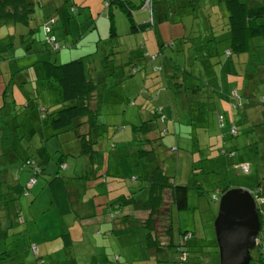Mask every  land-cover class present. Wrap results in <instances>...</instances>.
Listing matches in <instances>:
<instances>
[{"label":"rangeland","instance_id":"rangeland-1","mask_svg":"<svg viewBox=\"0 0 264 264\" xmlns=\"http://www.w3.org/2000/svg\"><path fill=\"white\" fill-rule=\"evenodd\" d=\"M33 1L34 13L28 26L0 27V198L16 206L7 208L3 203L5 208H0V217L4 222L9 208L13 214L16 208L21 213V218L15 215L12 222L14 225L20 223L18 226L11 228L12 223H3L0 249L8 251L10 256L0 264H152L154 259L157 264H174L177 255L172 250L154 253L148 249L139 218L132 216L125 227L110 226L108 210H103L107 208V191L110 198L120 191L127 195V187H133L132 183L136 186L132 197L145 201L149 196L150 177L157 166L176 184L191 185L188 209H172L171 225L174 244L179 231L188 230L196 235L189 244L190 258L194 259L199 254L196 253L199 251V237L215 239L213 219L218 202L210 201V197L213 194L220 196L219 192L224 189L254 190L259 185L264 189V107L254 103L264 96V47L252 50L250 55L228 57L223 44L229 40L222 33L217 38V47L210 41H204L205 27L200 23L201 17H208L203 13L212 14L217 7L216 0L208 2L206 10L201 7L195 14L187 13V16L179 11L178 0H150L149 4L154 6V25L149 26L150 10L143 7L137 14L133 13L136 21L141 17L147 18L146 23L137 21L140 28L137 34L130 33L125 14L115 4L112 3L109 9L106 7V2L112 0ZM129 1L142 7L146 0ZM159 10L166 18L162 23L158 22ZM171 11H174L173 16H169ZM112 21L116 36L110 32ZM160 26L166 29L161 39ZM31 29L33 34H30ZM48 29L52 30L51 39H57L62 46L58 52L39 42ZM10 32L16 36V40H11L13 45L3 39ZM134 35L139 39L131 37ZM183 35L191 37L192 45L182 43L181 52L179 38ZM147 36H156L160 42L166 39L165 44L169 46L172 41L176 45L163 48L160 63L158 60L150 61L148 56L152 57L150 53L158 52L159 47L155 42L149 44L147 39L144 43L148 46L144 48L142 39ZM20 39L39 53L35 51L36 54L27 55ZM191 46H195L197 52ZM214 47L218 56L214 54ZM204 52L213 57L205 58ZM196 55L202 59L192 60ZM77 59L84 62L89 79L96 84L91 104L96 124L86 127L84 132L82 128L76 131L86 133L95 142L92 157L80 156L81 142L75 131L56 133L48 126L45 117L52 108L46 99H56L58 92L46 91L41 83L35 81L39 77L34 71L40 68V62L51 61L60 65ZM244 59L247 60L245 63ZM14 60H17L18 67L25 68V80H30L23 88L26 94L17 84L9 85V75L13 71L8 72L7 64L13 68ZM155 66H160L162 71L154 73ZM155 76L157 84L156 80L152 81ZM222 76H226V84L230 85L224 84ZM21 81L16 77L10 82ZM178 81L184 87L174 88ZM209 82L211 88L207 86L204 89ZM193 87L201 89L197 95L190 91ZM210 89L213 92L207 96L206 90ZM233 89L240 94L247 91L253 104L233 110L231 102L223 99L229 98L228 93ZM155 108L161 117L155 116ZM218 114L224 118L223 128L219 127ZM143 123L154 129L153 140L147 141L145 134L134 130ZM232 125L239 129L238 136L229 135ZM192 134L194 138L190 139ZM206 141L214 143V149L209 148ZM174 147L179 150L171 153L170 149ZM195 148L199 150L193 157ZM219 148L236 150L237 155L233 159L224 156L206 159L210 151L214 150L216 155ZM41 149L44 159L40 154H34ZM139 150H151L155 158H139ZM10 155L18 159L27 156L42 159L46 170H53L51 174L47 171L45 174L59 173L69 178L71 181L67 185L76 191L70 201L76 213L60 216L52 207L49 190L45 188V176L39 177L36 184L31 183L30 192L26 190L22 196L12 188L7 191V196H1L6 187L4 180L10 181L14 176L18 184L25 186L31 178L25 166L12 160ZM61 158L68 162L67 172L64 171L66 168L60 170L57 165ZM240 160L250 163L249 174H243L232 165ZM113 178L122 182L117 184ZM209 207L213 210V219L208 217ZM126 212L122 210V213ZM161 226L162 222L157 230ZM23 228L35 238L34 242L30 241L37 246L36 251L21 238ZM164 229L158 231V235L162 236ZM261 233L264 234V218ZM66 234L71 240L67 246L62 237ZM56 236L58 238L53 239ZM166 239L163 237L161 241ZM44 240L48 242L38 244Z\"/></svg>","mask_w":264,"mask_h":264},{"label":"trees","instance_id":"trees-1","mask_svg":"<svg viewBox=\"0 0 264 264\" xmlns=\"http://www.w3.org/2000/svg\"><path fill=\"white\" fill-rule=\"evenodd\" d=\"M208 2L214 3L213 0H178V8L180 12H183L182 15L187 16V13L188 15H193L196 12H198L197 9H200L201 7H203V9L206 10L207 8L206 5ZM112 3L115 4L125 14V17L130 25V33L133 34L135 32H138L137 24L133 17V13L142 7L134 6V4H132L129 0H112L110 3L106 2V7L109 9ZM216 5H217L216 9L212 12L211 15L209 13H203V15L207 14L208 17L205 18L204 16L201 17L203 18V20H201L200 23L202 24L203 27H205V31L203 32L204 41H210L213 43V45H216L217 47V42H218L217 38L219 34L220 35L223 34V37L229 40L227 50L223 49L228 57H231L232 55H236L237 57L243 54L250 55L252 50H256L264 47V0H216ZM151 10H152V17L154 19L155 14H154L153 5H151ZM33 13H34L33 0H0V27L6 25H16V24L28 26L30 20H32ZM173 15H174V11H171L169 16H173ZM106 17L111 18L108 15ZM114 26L115 25L112 21L110 25V32L112 36H116ZM33 31L34 30L31 29L30 34H33L34 33ZM50 34H52V30L50 29H48V31L45 30L44 31L45 37L42 41L39 42H41V45L49 46L51 51L53 50L55 52H58L62 46L57 39H53V38L51 39L52 36H50ZM7 37L9 41L8 43L13 45L11 40L14 41L16 39L15 36L10 32V35H7ZM258 39H261L263 43ZM179 41H181L179 42L181 43L179 45L181 52H183V50H181L183 49L182 43H188L192 45L191 37L187 35L181 36L179 38ZM260 42L262 43V45H259ZM21 43H23V47L25 48L27 55L36 54V52L39 53V50H33L32 45L26 44L23 39H21ZM175 45L176 44L173 41L172 44L169 46L168 43L165 44L158 40L159 53L153 59L152 57H149L147 55L148 59L150 61L158 60L160 63L161 58L163 57L162 56L163 48L164 47L173 48L175 47ZM190 45H189V49H190ZM216 47H214V50L216 51V53L214 54H217L218 56V51ZM192 48L194 51H196L195 46H193ZM41 51L44 52V50ZM142 55L144 56V53ZM202 55H204L205 58L213 57L211 56L210 53H205V52ZM188 59H192V57H188ZM200 59L202 58H200L199 55L198 56L196 55L192 60L199 61ZM185 60L187 61V57H185ZM246 61L247 60L244 59V63ZM193 66H194V62H193ZM161 71L162 69L160 66H155L154 73H159ZM34 72L36 73L37 77H39L35 81H38L40 79V81H42L41 84L44 90L49 92H54V91L58 92V96L56 97V99L55 98L49 100L46 99V102L49 103V107L52 108V111L50 113L48 112L45 117L47 118L48 126L56 133L57 131L61 132L63 130L75 131L76 137L81 142L80 156L92 157V155L95 153L93 149L95 142H93L90 138H88L86 136V133L82 134L76 132L77 129L79 130L80 128H82V132H84V129L86 127L91 128V126L96 124L95 110H93L91 105L93 95L96 91V84L94 83V80L89 79L84 62L81 59H77L67 63L56 65L55 62L43 61L40 62V68L38 69L36 68ZM184 73L193 76L191 73H189V71L184 70ZM21 75H24V72H22V70L15 72L14 74H12L10 81L14 80V78L16 77H20ZM154 79L156 80V84H157L158 82L156 76L154 77ZM10 81H9V85L17 84V87L21 89L22 93L26 94L27 91L25 92L23 88L29 83L28 81L24 80V78L21 81V83H15ZM209 84H211V82H209L204 87V89L207 86L211 88ZM181 86L184 87V84L178 81L175 83L174 88L180 89ZM212 89L206 90L205 94L208 96L211 92H213ZM186 90L189 89L186 88ZM200 90L201 89H199L198 87L197 88L193 87V89H190V91L194 95H197ZM230 97L233 99V101L231 102V107L233 110H237L239 108L241 109L243 106L252 103V101H250L249 103V99H247V97L245 96L242 97L238 92V90L236 91L235 95L234 94L230 95ZM205 99L209 100L208 97H206ZM238 103L240 104L239 106H237ZM254 103L257 105H262L264 107V96H262L260 101L258 102L254 101ZM154 111L156 117H161L160 112H157L156 108L154 109ZM263 112H264V108H263ZM217 118L218 120L220 118V120L218 121L219 127L223 128V121H224L223 116L218 114ZM258 123L259 122L255 124ZM258 126L259 125L251 126V127H258ZM231 129H234V133L231 132ZM134 130L145 134L147 136V141H151L154 139L153 137H150V135L152 136V131L154 129L151 128L150 125L147 123H143L142 126L134 127ZM228 133L231 137L238 136L239 129L236 126L232 125V127L229 128ZM198 134H196V136ZM160 136L159 138H161ZM191 136L192 137L190 139L194 138V134H192ZM207 144L209 148L214 149L215 147L214 143L208 141ZM256 144L257 143H254V145ZM198 148L197 149L195 148L196 151L192 155L193 157L196 156V152L199 150ZM252 148L256 149V147H252ZM177 150H179V148L174 147L170 149V152L173 153ZM35 152L36 153L34 154H36L37 156H39L38 154H40L41 158L42 155H45L43 149H41L40 152L38 151ZM213 152L214 150L210 151V153L206 155V159L212 160L215 159L216 156L217 157L224 156L227 157V159H233L237 155L236 150H232V149L225 150L219 148L218 151L216 149V155H214ZM10 157H12V160H17L21 162V164H23V166H25V168L31 173V178L29 179L28 185L26 184L25 186L22 184H18L19 182L16 180L14 176H11L10 181L4 180L6 183V187L2 191L3 193L1 196H7V191L10 188H12L13 192L18 191V194L19 195L21 194L22 196L26 190L27 192L28 191L30 192L29 186L31 183L36 184L37 179L39 177L42 178L43 176H45L44 180L47 179L45 180L46 182L45 188L49 190L52 207H54V209L60 214V216H66L72 213H76V211H73L74 210L72 209L73 205L70 202L71 199L73 200L74 196L76 195V191L71 189L69 185H67L68 182L71 181L69 178L62 176L59 173L52 175L45 174L46 171L44 170V167L40 162L41 160L35 159L36 157L27 156L25 159L24 158L18 159L15 155H10ZM138 157L148 158L149 160H153L155 158V155L151 150L150 151L139 150ZM57 165L59 166L60 170L68 168V162L64 161L62 158L59 159ZM232 165L234 166V168L239 169V171H241L243 174L250 173L251 170L250 163L246 161L240 160L238 162H234ZM243 165H247L248 171L246 173H244L241 170ZM221 168H223V164ZM106 178H109L107 174H106ZM112 181L116 182L117 184L119 182H122L118 178H113ZM132 185L133 187H127L128 188V190H126L127 195H125L122 191H120L117 192L114 197L110 198L109 193L107 191L108 194L106 198L107 208H103V210L106 209L108 210L110 226L122 225L125 227L129 224L128 222L131 220L132 216L142 214L144 218H139V223L141 227L144 228V232L146 234L147 247L150 251H153L154 253H159L161 251L172 250L177 255V257L174 260V264H218L217 263L219 261L218 248L215 239L212 240V239H208V237H203V238L199 237L200 240L197 246V248H199V251L196 252L199 254L198 256H195L194 259L190 258V252H189L190 251L189 244L192 240L196 238V235H194L193 232L188 230L179 231L177 242L174 244V242L172 241L173 231L171 225V210L174 209L176 211H183L188 209L187 197L191 185L176 184L169 176L165 174L163 169L159 166H157L152 172L148 187L149 196L145 201H137L132 197V195L134 194V189H136V186H134L135 184L132 183ZM193 186L196 187L197 185H193ZM140 188L142 187H139V189ZM226 191L227 189L220 191L219 192L220 196ZM248 191L251 192V195L255 200L257 206V212L261 223V229L257 237L256 247L253 251L250 252L251 260L249 264L252 263L264 264V234L261 233L262 221L264 218V189L259 185L254 190H248ZM220 196L217 194H213L210 197V201L218 202ZM8 201H4V200L2 201L0 198V208L2 209L5 208L2 205L3 203L6 204L7 208L9 206L16 207L15 204L10 205ZM112 202L113 204H115V207H113ZM206 205H208V203ZM126 208H132V210L130 209L131 210L130 213L132 215L127 216L124 213H122V210L124 209L125 211ZM209 208L210 209H208V217L213 219L214 218L213 210H211V207ZM15 215L18 218H21V213L17 210V208L14 210V214L9 208V211L6 213L4 222H6L7 225L8 223L14 222ZM93 216H95V214ZM128 219L130 220L127 221ZM4 222L0 217V233L2 232L1 228L5 226L3 225ZM22 222L25 224V219H23ZM160 222H162V226L159 230H157ZM19 224L20 223H18V225ZM18 225L17 224L14 225L12 223L11 228ZM162 228L165 229L163 231V235L160 236L158 235V231H161ZM21 234L23 233L21 232ZM62 237L64 239L65 246L71 243L70 236L68 234L63 235ZM163 237L167 238L165 242L164 240L161 241V238ZM25 238L27 245H31L34 249L37 248V246L32 243L34 242L33 236L27 233ZM30 240H32V242ZM9 256L10 255L8 254V251H2L0 249V262L4 261ZM151 263L157 264L158 261L154 259Z\"/></svg>","mask_w":264,"mask_h":264},{"label":"water","instance_id":"water-1","mask_svg":"<svg viewBox=\"0 0 264 264\" xmlns=\"http://www.w3.org/2000/svg\"><path fill=\"white\" fill-rule=\"evenodd\" d=\"M213 229L218 264H249L261 229L251 192L244 188L224 192L218 201Z\"/></svg>","mask_w":264,"mask_h":264},{"label":"crops","instance_id":"crops-1","mask_svg":"<svg viewBox=\"0 0 264 264\" xmlns=\"http://www.w3.org/2000/svg\"><path fill=\"white\" fill-rule=\"evenodd\" d=\"M142 10V8H140V9H138V10H136L135 11V13L137 14V12L138 11H141ZM158 14H159V16H158V22L160 23H162L163 21H165L166 20V18L164 17V15L162 14V12L159 10V12H158ZM133 17H134V15H133ZM145 19H146V21H147V18H145V17H141V18H139V20H137V21H139V22H141V21H144L145 23H146V21H145ZM168 20V19H167ZM173 20V19H172ZM136 21V20H135ZM137 21H136V24H137V28H138V32H135L134 34H137V33H139V31H140V28H139V26H138V23H137ZM143 22V23H144ZM148 28V27H147ZM149 29V28H148ZM159 29H160V37H159V39H161L162 37H163V32L166 30L165 29V26H163V27H159ZM173 30H172V28L170 27V33H172V36H171V38H173L174 37V35H173V32H172ZM15 36V35H14ZM131 37H133V38H137V36L136 35H134V36H131ZM15 38H16V36H15ZM6 42H9L8 41V37L6 36V37H4L3 38ZM137 39H139V38H137ZM149 40V44H151V43H153V42H155L157 45H158V38L156 37V36H147L146 37V39L145 38H143L142 39V45H143V47L145 48V46H148L146 43H144V42H146V40ZM16 40V39H15ZM164 40H166V39H164ZM162 41V43H165V41ZM20 42H21V39H20ZM167 44V43H166ZM228 45V42H226V43H224L223 44V46H224V49L225 50H227V46ZM159 47V46H158ZM146 52V51H145ZM144 52V53H145ZM157 53H159V52H157V50H155V51H153V52H151L150 53V56L151 55H153L154 56V58L156 57V55H157ZM146 54V53H145ZM39 61V60H38ZM11 62V61H10ZM146 64H147V60H146ZM8 65V69H9V73L11 72L12 73V71H13V74L15 73V72H17V71H20V70H22V72H24V75H21L20 76V78H21V80H23V78H24V80H25V76H27V73H25V68H22L21 66L20 67H18V64H17V60H14V67L13 68H11L10 66H9V64H7ZM32 65H35V64H32ZM31 65V66H32ZM11 75L12 74H10L9 75V78L11 77ZM23 77V78H22ZM231 77V76H230ZM221 78H223V80H224V84H226V81H225V78H226V76H222ZM153 80H155V79H152V81ZM26 81H30L29 79H27ZM31 82H32V80H31ZM37 83H42V81H40V79L37 81ZM236 84V83H235ZM226 85H230V83H228V84H226ZM154 86V85H153ZM155 86H156V84H155ZM234 88H236V86H234ZM31 89H33V88H31ZM236 89H233V91L232 92H229L228 93V95H229V98H225V97H223V99H227L226 101L228 102V103H230V102H232L233 101V99L230 97V95H233L234 93H236ZM242 97H247V99H249V96H248V93H247V91H246V93L245 92H242L241 94H240ZM249 103H250V100H249ZM243 120V119H242ZM229 124V123H228ZM150 137H152L151 135H150ZM44 157H45V155H42V158L44 159ZM41 163H42V165H43V167H44V170L45 171H47L46 169H47V166L44 164V160H42L41 159V161H40ZM4 163V162H3ZM64 170V169H63ZM69 169L68 168H66L64 171H68ZM49 174H51L52 172H53V170L52 171H47ZM20 181V180H19ZM248 190V189H247ZM206 206H208V205H206ZM132 210V208H126L125 209V211H127L126 213H124L125 215H131V213H130V211ZM138 213V212H137ZM134 217H138V218H144V216H142V214H140V215H134ZM130 219H128L127 221H129ZM108 222L110 221L109 219L107 220ZM23 234H22V238H25L26 237V234H27V231L26 230H24L23 229ZM56 238H58L57 236L56 237H54L53 239H56ZM33 240H35V238H33ZM24 241L26 242V238L24 239ZM48 241L47 240H44V241H42V242H40V243H38V244H43V243H47Z\"/></svg>","mask_w":264,"mask_h":264},{"label":"built area","instance_id":"built-area-1","mask_svg":"<svg viewBox=\"0 0 264 264\" xmlns=\"http://www.w3.org/2000/svg\"><path fill=\"white\" fill-rule=\"evenodd\" d=\"M149 3H150V0H146V1L144 2V4H143L142 8L144 7V8H148V9L150 10V15H151V17H150V19H149L148 24H149L150 27H153V25H154V19H153V17H152L151 4H149ZM149 26H148V28H149ZM46 31H48V30H46ZM153 58H154V56H152V59H153ZM234 95H235V93H234ZM239 105H240V104L238 103L237 106H239ZM219 120H220V118H219ZM231 132L234 133V129H231ZM241 170H242L244 173H246V172L248 171L247 165H243ZM34 251H36V249H34Z\"/></svg>","mask_w":264,"mask_h":264}]
</instances>
